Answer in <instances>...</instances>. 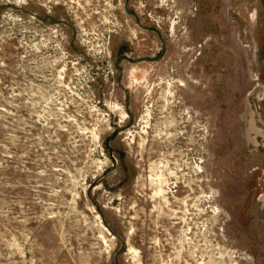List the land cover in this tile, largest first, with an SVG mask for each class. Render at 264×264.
Masks as SVG:
<instances>
[{
  "label": "rangeland",
  "instance_id": "rangeland-1",
  "mask_svg": "<svg viewBox=\"0 0 264 264\" xmlns=\"http://www.w3.org/2000/svg\"><path fill=\"white\" fill-rule=\"evenodd\" d=\"M0 264H264V0H0Z\"/></svg>",
  "mask_w": 264,
  "mask_h": 264
},
{
  "label": "bare ground",
  "instance_id": "bare-ground-1",
  "mask_svg": "<svg viewBox=\"0 0 264 264\" xmlns=\"http://www.w3.org/2000/svg\"><path fill=\"white\" fill-rule=\"evenodd\" d=\"M162 191V189H161V187H159V189H158V191L157 192H161ZM104 227V226H103Z\"/></svg>",
  "mask_w": 264,
  "mask_h": 264
}]
</instances>
